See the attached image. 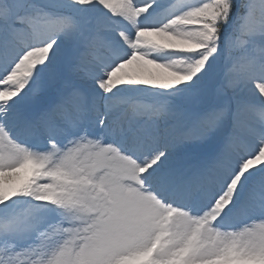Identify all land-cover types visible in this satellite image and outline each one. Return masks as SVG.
I'll list each match as a JSON object with an SVG mask.
<instances>
[{"label": "snow or ice", "instance_id": "1", "mask_svg": "<svg viewBox=\"0 0 264 264\" xmlns=\"http://www.w3.org/2000/svg\"><path fill=\"white\" fill-rule=\"evenodd\" d=\"M0 264H264V0H0Z\"/></svg>", "mask_w": 264, "mask_h": 264}]
</instances>
